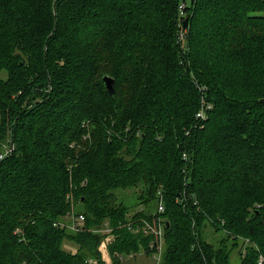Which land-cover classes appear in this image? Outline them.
<instances>
[{"label": "trees", "instance_id": "1", "mask_svg": "<svg viewBox=\"0 0 264 264\" xmlns=\"http://www.w3.org/2000/svg\"><path fill=\"white\" fill-rule=\"evenodd\" d=\"M1 72L0 264H264V0H0Z\"/></svg>", "mask_w": 264, "mask_h": 264}, {"label": "rangeland", "instance_id": "2", "mask_svg": "<svg viewBox=\"0 0 264 264\" xmlns=\"http://www.w3.org/2000/svg\"><path fill=\"white\" fill-rule=\"evenodd\" d=\"M180 5L184 6L182 1H180V3L178 4V9L180 10L179 12L181 13V15H183V18H179L176 20V25H175L176 26V36H175V44L176 45L175 46H176V49L178 50V52L185 54L188 51V46H187L185 36L188 32L187 27L189 24H188V16H185V13L181 12ZM185 18H187V23H186V27L184 28L185 30H183L182 27H183V21ZM181 61L183 62V59ZM0 76L4 77L5 73L1 72ZM200 105H201V103H200ZM1 153L4 154L5 151H3ZM116 193L119 194V196L121 197V200L124 202V204L130 205L133 203L134 194L131 190H128V189L127 190H119ZM162 200H163V198H162ZM71 219H72V217L70 216V220ZM66 223L70 224L69 222H66ZM207 232L209 234L208 236H211V237L215 238L216 240H219L221 237L224 236V232H222L220 230L217 232H213L211 229H207ZM213 242L216 243V241H213ZM227 245H228V247H231L232 242L230 240H227ZM236 249H237V247L233 249V251H232L233 253L231 252L232 253L231 259L232 260L238 259V254H237ZM260 258L261 257H259V260H260ZM109 261H111V258ZM158 261L159 260H158L157 254H153V253L146 254V253L139 251L138 253H135L131 256L127 255L126 257H123V259L120 261L119 264H158ZM232 264H236V263L233 262Z\"/></svg>", "mask_w": 264, "mask_h": 264}, {"label": "built area", "instance_id": "3", "mask_svg": "<svg viewBox=\"0 0 264 264\" xmlns=\"http://www.w3.org/2000/svg\"><path fill=\"white\" fill-rule=\"evenodd\" d=\"M184 5V4H183ZM184 6H181L180 5V8L181 10L183 9ZM185 27H182L183 30ZM201 105H200V108L198 109V111L196 112V119L199 118V119H204L206 117V114H205V111L206 109L210 108V105L208 104H205L203 103V101H201ZM11 151V148L8 150L5 151V153ZM2 155H0L1 157ZM157 213H161L164 211V203H163V200H162V195H161V192H158V198H157ZM83 217L82 215H79V222L82 221ZM159 220V219H158ZM160 225V222L158 224V228L157 229H154L152 228V231H154L158 236H162V225ZM108 230V229H107ZM110 240V237H106L105 240H103V242L101 243V245L99 246V250L101 251V256L103 258V260H106V261H109V255H108V252H107V243L109 242ZM161 246H162V243L161 241L159 242V244L156 246V250L153 251L152 253L153 254H157V257H158V260H160V253H161ZM132 254H130L131 256ZM260 261H261V258H260ZM159 262V261H158ZM86 264H99L98 260L97 259H94V258H89L88 260H86Z\"/></svg>", "mask_w": 264, "mask_h": 264}, {"label": "water", "instance_id": "4", "mask_svg": "<svg viewBox=\"0 0 264 264\" xmlns=\"http://www.w3.org/2000/svg\"><path fill=\"white\" fill-rule=\"evenodd\" d=\"M186 23H187V18H185L183 21V27H186ZM102 79H103L106 90L110 94H112L113 93V82H114L113 79L108 75H104Z\"/></svg>", "mask_w": 264, "mask_h": 264}]
</instances>
